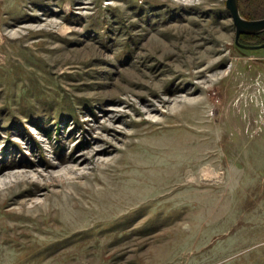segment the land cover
Listing matches in <instances>:
<instances>
[{
	"label": "rangeland",
	"instance_id": "obj_1",
	"mask_svg": "<svg viewBox=\"0 0 264 264\" xmlns=\"http://www.w3.org/2000/svg\"><path fill=\"white\" fill-rule=\"evenodd\" d=\"M82 1L0 0V164L44 172L0 188V264H264V32Z\"/></svg>",
	"mask_w": 264,
	"mask_h": 264
},
{
	"label": "bare ground",
	"instance_id": "obj_2",
	"mask_svg": "<svg viewBox=\"0 0 264 264\" xmlns=\"http://www.w3.org/2000/svg\"><path fill=\"white\" fill-rule=\"evenodd\" d=\"M78 3L79 4H82L83 1L82 0H78ZM100 140H102V139L101 138H97V141H100ZM99 150L105 151L106 148H104V149L100 148ZM68 159L70 161L77 160V164H80L86 158L83 157V156L76 157V155H73V156H70ZM18 163L19 162L16 161L15 162V165H18ZM25 164L27 166H29V167L28 168H25V169L24 168H16V169H14L12 171H6V172H4L5 171L4 168H7L8 166L12 167L14 164L13 163H9V164L3 163V164H0V176L3 175V174H6V177H7V179H2L1 180V182H0L1 183L0 188L1 189H9V188H12L14 185H17L18 183H21V182H24V181H28V180H35V174L38 175L37 176L38 178L43 175L44 172L42 170H39V169L34 168V167H31L32 169L30 168V166H34L36 163H34V162L30 163V161H28ZM67 168L69 170H72L73 172H76V170L79 169V168H81V167H79L78 165L77 166L76 165H71V166H68ZM67 170H65V174H69L70 171L68 172ZM33 171H35L36 173L33 174ZM46 185H44L43 187H41V189H46L47 188Z\"/></svg>",
	"mask_w": 264,
	"mask_h": 264
},
{
	"label": "water",
	"instance_id": "obj_3",
	"mask_svg": "<svg viewBox=\"0 0 264 264\" xmlns=\"http://www.w3.org/2000/svg\"><path fill=\"white\" fill-rule=\"evenodd\" d=\"M226 6L230 11L234 24L236 26L237 43L239 41L240 35L242 34H260L264 32V17L258 19L245 18L240 12L238 0H227ZM262 46H264V44L254 47L258 48Z\"/></svg>",
	"mask_w": 264,
	"mask_h": 264
},
{
	"label": "trees",
	"instance_id": "obj_4",
	"mask_svg": "<svg viewBox=\"0 0 264 264\" xmlns=\"http://www.w3.org/2000/svg\"><path fill=\"white\" fill-rule=\"evenodd\" d=\"M246 35H253V34H246ZM254 36V35H253Z\"/></svg>",
	"mask_w": 264,
	"mask_h": 264
}]
</instances>
